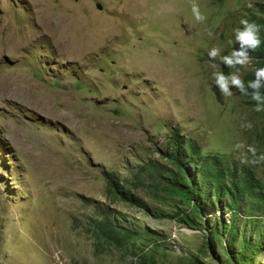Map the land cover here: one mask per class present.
<instances>
[{
	"label": "rangeland",
	"instance_id": "obj_1",
	"mask_svg": "<svg viewBox=\"0 0 264 264\" xmlns=\"http://www.w3.org/2000/svg\"><path fill=\"white\" fill-rule=\"evenodd\" d=\"M241 19L244 81L264 0H0V264H264V111L213 77ZM174 135L254 191L186 200Z\"/></svg>",
	"mask_w": 264,
	"mask_h": 264
},
{
	"label": "trees",
	"instance_id": "obj_2",
	"mask_svg": "<svg viewBox=\"0 0 264 264\" xmlns=\"http://www.w3.org/2000/svg\"><path fill=\"white\" fill-rule=\"evenodd\" d=\"M262 57L263 54H259V50H256L253 58L260 59ZM257 68H261V66L257 64V67L245 76L244 83L246 86L249 81L255 79ZM243 97L253 101L250 96L243 95ZM175 135L172 137L174 154L167 153L166 157L175 164L177 171L170 175L168 181L179 190L180 195L186 200L200 207L207 200H210L211 194L215 193L219 199L226 196V200L231 204L226 205V209L234 210V206L238 207L240 198L254 191L253 178L246 175L244 170H239L234 166H226L216 157L203 156L201 149L195 143L178 141ZM108 182L113 189L119 188V184L112 178H109ZM118 192L122 194L125 200L136 202L121 191ZM240 264H248V261H241Z\"/></svg>",
	"mask_w": 264,
	"mask_h": 264
},
{
	"label": "clouds",
	"instance_id": "obj_3",
	"mask_svg": "<svg viewBox=\"0 0 264 264\" xmlns=\"http://www.w3.org/2000/svg\"><path fill=\"white\" fill-rule=\"evenodd\" d=\"M251 8L253 5L248 4ZM192 12L198 22H205L207 17L200 12L199 6L193 4ZM240 24L242 28L235 30V40L239 44V49L234 50L230 55L221 56V62L229 69H235V72L225 75L223 72H214L216 87L224 96L233 95L232 89L235 88L241 95L250 96L255 101V110L257 112L264 111V68H257L255 70V79L248 82L247 86L240 77L239 70L251 63V53L255 52L261 46V25L249 21L248 19H241ZM220 56V49L213 48L209 52L210 60H215ZM237 147H242L237 145ZM249 151L255 154V149L249 148ZM264 159V157H261Z\"/></svg>",
	"mask_w": 264,
	"mask_h": 264
},
{
	"label": "bare ground",
	"instance_id": "obj_4",
	"mask_svg": "<svg viewBox=\"0 0 264 264\" xmlns=\"http://www.w3.org/2000/svg\"><path fill=\"white\" fill-rule=\"evenodd\" d=\"M52 27H53V26H52ZM61 27H62V26H61ZM58 30H59V29H58ZM58 30H57V31H58ZM61 31H62V29H61ZM59 34H60V33H59ZM61 35H62V34H61ZM60 37H61V36H60ZM63 37H65V36L63 35Z\"/></svg>",
	"mask_w": 264,
	"mask_h": 264
},
{
	"label": "water",
	"instance_id": "obj_5",
	"mask_svg": "<svg viewBox=\"0 0 264 264\" xmlns=\"http://www.w3.org/2000/svg\"><path fill=\"white\" fill-rule=\"evenodd\" d=\"M99 8H101V7H99Z\"/></svg>",
	"mask_w": 264,
	"mask_h": 264
}]
</instances>
